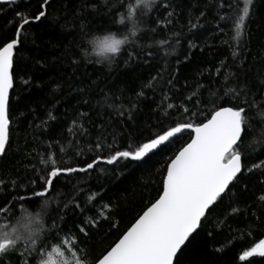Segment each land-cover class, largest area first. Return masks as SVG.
I'll use <instances>...</instances> for the list:
<instances>
[{"label": "trees", "instance_id": "trees-1", "mask_svg": "<svg viewBox=\"0 0 264 264\" xmlns=\"http://www.w3.org/2000/svg\"><path fill=\"white\" fill-rule=\"evenodd\" d=\"M163 2L157 0L145 14L135 0H50L48 18L31 24L27 35H22L24 47L18 53L22 60H16L10 94V145L7 155L0 157V180L4 181L0 203L7 200L5 208L12 203L15 208L7 216L0 211V226L14 223L25 208L37 209L45 199L51 209L44 210V233L52 231L54 220L66 229L93 221L86 228L89 239L75 237L85 241L79 251L71 246L72 234L65 233H60L61 241L69 243L47 248H63L72 264L73 253L86 264H95L159 198L167 165L189 143L191 131L177 135L167 148L142 163L120 159L108 165L102 159L95 170L63 177L48 196L19 201L21 195L31 196L34 187L39 190L30 181L43 169L41 159H55L61 167H83L98 154L106 158L117 150H128L130 142L133 146L138 140L146 142L150 133L154 137L176 123L205 121L214 106H229L226 102L231 100L233 105L251 104L252 128L244 147L249 165L264 160V0H253L239 39L235 38V13L229 6L236 0H166L171 4L167 11L160 8ZM0 9L2 40L16 27L14 11L34 12L36 0L0 3ZM112 18L117 23L109 24ZM81 22L89 25L83 32ZM129 22L142 29L111 66L85 59L82 50L89 35L123 32ZM193 23L198 26L192 28ZM129 53L136 59L126 66ZM21 65L27 74L20 73ZM21 75L24 79L30 75V89L22 91L27 86ZM230 89L240 92L238 99H232ZM185 109L197 115L190 116ZM98 141L102 149L95 148ZM12 181L24 187L17 192ZM75 203L80 208L73 209ZM260 239H264V175L260 169L245 170L241 182L208 216L179 261L242 264L238 255ZM24 247L20 244L19 251ZM40 257L35 252L25 254L30 264H37ZM12 259L15 262L16 256ZM256 264H264V258H257Z\"/></svg>", "mask_w": 264, "mask_h": 264}, {"label": "snow or ice", "instance_id": "snow-or-ice-1", "mask_svg": "<svg viewBox=\"0 0 264 264\" xmlns=\"http://www.w3.org/2000/svg\"><path fill=\"white\" fill-rule=\"evenodd\" d=\"M0 2L16 4L17 0H0ZM252 3L253 0H243L242 9L241 0H236L235 4L229 5L235 13V38L237 39L243 34L246 18L250 17L249 6ZM48 7H50V0H36L34 12L30 9L15 10L12 22L16 24V27L12 35L0 40V157L7 155V147L10 145V90H14L16 60H22V57H18V53L24 47L22 35H27L31 24L48 18ZM170 7L171 4L166 0L160 4V8L165 11ZM171 15L172 12H167V16ZM203 15L204 13H201V16ZM129 16H131V10ZM123 21L124 18L121 17L119 23L122 24ZM162 22L163 18L157 21L158 24ZM115 23L117 22L114 18L109 20V24ZM88 26L81 22L79 30L83 32ZM197 26L195 23L191 24L192 28ZM131 52L134 53L135 49L133 48ZM120 54H123L122 51ZM135 59L136 57L131 53L125 55V65H130ZM19 71L27 74L26 66H19ZM20 79L27 86L22 91L33 86L30 75L28 79H24L21 75ZM229 92L232 93V99L239 98L240 92L235 89H230ZM139 95H143V92ZM84 102L87 103V101ZM226 103L229 106H214L208 113L210 118L206 117L205 121L197 124L176 123L162 133L155 134L154 137L150 133L146 142L138 140L135 146L130 142L128 150H117L114 155L106 158L98 154L92 162H85L83 167H61L55 159H41L40 163L44 167L38 170L36 178L30 181V184L38 187L39 190H35L34 187L31 196L21 195L18 199L28 202L33 198L46 197L56 190L57 184L63 177L95 170L102 159H106L108 165L119 163L120 159L142 163L149 156L156 155L167 148L178 138L177 134L191 130L189 133L191 142L182 147L167 165L166 176L162 180V194L139 216L122 238L96 261V264H180L179 257L184 249L199 235L204 228V222L219 207L224 197L241 182L245 170L252 173L255 169H260L261 175H264V160L249 165V157L244 147L245 139L252 128V118L248 115L251 104L245 102L247 106L240 103L233 105L231 100ZM184 111L190 116L197 115L196 112H190L188 109ZM81 115L86 116L83 113ZM52 118L55 119V117ZM132 118V113L129 112V119ZM261 123L264 124V120ZM103 147L104 145L99 141L95 145L96 149ZM111 147L108 145L109 149ZM41 171L43 174H39ZM11 183L17 192L20 187H24V185H16L15 181ZM0 184H4V181L0 180ZM44 201L48 202L47 199ZM7 204V200L0 203V211H3L5 216L15 208V203L5 208ZM65 207L68 205L66 204ZM72 207L76 209L80 208V205L75 203ZM84 223L85 227L76 228L74 225L72 229H66L61 228L54 220L52 231L44 233L43 239L37 237L30 243L25 242L23 252L19 251L20 245L7 238L8 233H0V264H5V259L8 264H30L25 259L26 253L31 255L35 252L42 257L53 243L61 244V246L69 243L67 240L61 241L60 233L72 234L71 246L79 251V245L85 241H77L75 237L83 235L85 239H89L86 228L94 222L88 220ZM53 252L60 256L64 255L60 247L54 248L52 252H47L49 260L46 264H56ZM13 256H16L15 262H13ZM257 258H264V239H260L254 246L238 255V260L242 264H256ZM73 259L74 264H86V261L75 253H73Z\"/></svg>", "mask_w": 264, "mask_h": 264}, {"label": "clouds", "instance_id": "clouds-1", "mask_svg": "<svg viewBox=\"0 0 264 264\" xmlns=\"http://www.w3.org/2000/svg\"><path fill=\"white\" fill-rule=\"evenodd\" d=\"M156 3L157 0H135L136 7L145 14L150 13ZM129 24L130 26L123 32L105 31L89 35L85 40L86 47L82 50L85 59L93 60L101 65L111 66L124 47L142 29V25L132 24L131 22ZM50 209L51 204L49 202L45 203V201H41L37 209L25 208L17 216L14 223L0 228V233H8L7 238L14 240L17 245L25 242L30 243L32 239L37 237L41 238L46 231V212L44 210ZM18 221L19 223H17ZM48 260L47 255L42 256L39 258L38 264H46Z\"/></svg>", "mask_w": 264, "mask_h": 264}, {"label": "rangeland", "instance_id": "rangeland-1", "mask_svg": "<svg viewBox=\"0 0 264 264\" xmlns=\"http://www.w3.org/2000/svg\"><path fill=\"white\" fill-rule=\"evenodd\" d=\"M57 247L59 246H53L52 248L47 250L43 256L47 255V252H52L53 249ZM60 250L64 253L63 256H60L57 253L53 252V259L57 262V264H65V261H67V264H72L70 258L67 256V253H65L64 249L60 247Z\"/></svg>", "mask_w": 264, "mask_h": 264}, {"label": "water", "instance_id": "water-1", "mask_svg": "<svg viewBox=\"0 0 264 264\" xmlns=\"http://www.w3.org/2000/svg\"><path fill=\"white\" fill-rule=\"evenodd\" d=\"M0 3H2V2H0ZM11 91H12V90H10V94H11ZM186 131H191V130H186ZM184 132H185V131H184ZM177 135H179V134H177ZM193 135H194V133H193ZM190 142H191V140L189 141V143H190ZM185 146H186V145H185ZM174 158H175V157H174ZM174 158H173V159H174ZM170 162H171V161H170ZM161 194H162V193H161ZM150 206H151V205H150ZM150 206H149V207H150ZM146 210H147V209H146ZM146 210H145V211H146ZM142 214H143V213H142ZM142 214H141V215H142ZM138 218H139V217H138ZM134 223H135V222H134ZM134 223H133V224H134ZM133 224H132V225H133ZM132 225H131V226H132ZM131 226H130V227H131ZM130 227H129V228H130ZM129 228H128V229H129ZM128 229H127V230H128ZM127 230H126V231H127ZM126 231H125V232H126ZM125 232H124V233H125ZM122 236H123V235H122ZM122 236H121L120 238H122ZM120 238H119V239H120ZM119 239H118V241H119ZM118 241H117V242H118ZM117 242H116V243H117ZM114 245H115V244H114ZM114 245H113V246H114ZM113 246H112V247H113ZM110 249H111V248H110ZM110 249H109V250H110ZM109 250H108V251H109ZM105 254H106V253H105ZM95 264H96V263H95Z\"/></svg>", "mask_w": 264, "mask_h": 264}]
</instances>
